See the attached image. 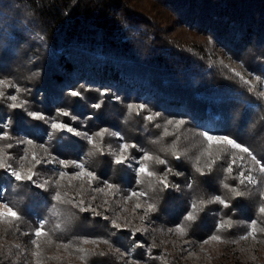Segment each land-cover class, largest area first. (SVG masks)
Masks as SVG:
<instances>
[{
    "label": "trees",
    "instance_id": "1",
    "mask_svg": "<svg viewBox=\"0 0 264 264\" xmlns=\"http://www.w3.org/2000/svg\"><path fill=\"white\" fill-rule=\"evenodd\" d=\"M182 24L203 40L183 42L168 34L167 26ZM217 48L240 60L258 82L245 83L224 65ZM0 78L14 80L26 102L11 109V101L0 98V119L9 114L12 129L23 130L35 141H43L49 131L48 122L29 115L35 111L92 135L106 129L103 139L94 137L103 155L82 134L55 132L46 141V149L62 157L84 154L82 160L101 177L120 186H137L129 170L114 165L107 152L117 146L115 132L153 156L148 161L150 171L160 170L157 157L167 161L180 191H167L153 177L148 181L144 177L141 188L155 205L150 214L155 217L154 231L147 232L146 239L158 242L167 226L183 223L184 237L199 241L219 235L227 248L254 219L255 240L264 247V214L258 211L264 200L256 188L241 185L234 173L225 171L231 149L209 146L199 135L234 138L264 162V97L258 92L264 80V0H0ZM71 90L81 96L72 97ZM101 91L107 95H100ZM97 102H102L99 109L92 107ZM129 105L142 106L143 111H129ZM58 109L69 111L70 116H59ZM149 115L151 122L145 119ZM169 119L184 123L177 129L167 124ZM9 149L17 152L14 145ZM44 153V149L37 151L39 156ZM197 161L203 176L196 170ZM211 161L215 163L209 171L206 165ZM35 169L53 177L41 165ZM188 181L191 187L186 186ZM0 184L5 186L8 204L20 216L5 225L0 264H20L11 239L18 237L19 227L34 230L39 216L46 219L44 230L49 234L39 259L49 264H68L49 257L57 240L96 238L112 244L123 240L105 222L56 201L57 191L63 201H72L61 186L32 190L4 177L3 169ZM224 184L238 187L245 195L233 198ZM216 195L230 207L198 204L195 219L183 221L193 202ZM222 221L229 223L217 231ZM49 238L51 244L46 242ZM93 254H84L92 264H119L108 254ZM220 264L244 263L226 250Z\"/></svg>",
    "mask_w": 264,
    "mask_h": 264
},
{
    "label": "rangeland",
    "instance_id": "2",
    "mask_svg": "<svg viewBox=\"0 0 264 264\" xmlns=\"http://www.w3.org/2000/svg\"><path fill=\"white\" fill-rule=\"evenodd\" d=\"M167 27L168 34L176 40L183 42H198L203 40L202 36L190 30L185 24L179 26L169 25ZM216 51H219V56L221 57V59H223L224 65H226L238 77L242 78L244 81H247V83L251 85L258 82L257 75L247 69L240 60L231 57L222 48H217ZM0 79L10 80L12 84L18 87L17 83L12 79ZM0 90L4 91L6 94L15 92V89L11 86L6 89L0 86ZM258 92L262 97H264V84L261 83ZM17 95L19 99L23 100V98L19 96V94ZM111 99L113 100V98ZM34 113L40 114V112L38 111H35ZM10 120L11 117L9 114H5L0 119V128H2L3 123H7L8 127L6 131L10 136L9 139L0 140V149L3 150V156H7V163L12 165L13 168L21 171L25 175H27L29 173V170L31 169L34 173V180L38 181L39 183H43L45 180H48V185H55L53 181L59 179L57 175L58 172L69 173V175L65 178L59 179V186H61L64 190V194L70 200L75 201L76 205H78L76 206L78 210H80V207H84L86 209L85 211L80 210L81 213L91 219H99L102 222H105L113 233L123 237V240H116L114 243L115 245L108 241L96 238L82 239L78 242L73 241V239L57 240L56 242H54L57 245L53 244L52 248L50 249L49 257H52L53 259H62L68 264H92L84 255L87 252H90L92 254L103 253L113 256L119 264H220L222 257L226 253V250H228L241 263L264 264V247L260 246V244H258V242L252 237H249L248 239H240L241 235L246 234L250 230L248 223L246 224L245 232L239 235L235 240L236 242L227 248H224L221 242L211 240L210 237L212 235L207 236L202 240L195 241L192 238L181 236L174 231H169V229L174 228V226L176 225L167 226L165 231L160 233L161 237L159 238L158 242L154 243L151 240L146 239V233H152L154 231L153 222L155 220V217L150 218L151 212H148V204L150 202L148 200L147 193L144 191V189L141 188V185H143V183L139 185L136 184L137 186L135 187H130L126 184L120 186L117 182H113L110 179L101 177L96 174L94 169L88 167L85 164V161L82 160V158H85V156L82 153L79 155L80 158L70 159L47 150V152L45 151L43 156H39L37 154V151H42L43 149L45 150V148H47V142H49L52 138L53 133L51 124L48 122L49 131L44 134V140L35 141L23 130H13ZM56 120L63 121L71 125V127L78 130L80 134L88 133L77 128L70 122H66L61 119ZM49 133H52V135H49ZM57 133L61 135L71 134L72 136H76L70 132ZM115 134H118L119 138ZM113 136L117 141V146L109 147L107 149V152L111 156V160L113 159V150L116 149L120 143L125 142L119 132H115ZM28 139H31L33 141L32 145L28 146L27 143H20V141H26ZM84 139L87 142V139ZM129 143L136 144L135 142ZM9 144L14 145L17 148V152L7 148L6 145ZM41 145H44V147H41ZM129 151L132 156H142L144 153H147L139 145L138 148H133ZM230 153H235L237 158L241 156L245 158L243 162L237 159V163H242L245 169V173L248 174L247 169L249 167H253L251 165L250 158L246 157V154L239 153L234 149H231ZM230 153L228 156L226 168L232 160V156L230 155ZM34 155L38 160L41 161V163L38 165L45 167L46 170H48V172L53 175V177H50L49 175H41L35 168H32V166L29 164V161L32 164L35 163V161H33L32 159ZM53 156L65 161H83L85 164V169L94 172L97 176V179L89 183L87 177L81 179L73 175L74 173L79 172V169L75 167L60 168L59 165L55 162L51 164L46 163V161L52 160ZM21 157H23V159H21ZM144 163L148 165V161ZM116 166H123L127 170H129V172L134 176V180L136 183L137 176L134 171L136 165L134 163H132L131 167L125 165ZM233 167V173L236 176V174L240 171V168H237L235 165ZM168 168H170L168 163L165 165L161 164V168L158 171L157 176L160 179H163V173H165ZM3 175L7 179L10 178V180L18 184L26 185L32 190L38 189L31 181H28L27 179L17 181L15 177L9 174L7 169H3ZM171 175L172 171L167 172V178L170 182V187L166 190L179 193V186L178 184H176V181L173 179V177H171ZM251 175L254 177L256 182L252 184L246 181L245 184L256 188L261 197V191H264V174H261L258 169H255L254 171H252ZM149 178L150 177L148 176L146 177L147 181ZM104 181L112 183L115 188L118 189V191H109L106 187H104ZM189 184L190 181L186 183V186H189ZM133 191L144 192L146 193V195L144 197H132L131 199H128L129 195ZM81 201H83V205L80 204ZM0 203L9 205L1 184ZM136 204H140L139 209L136 208ZM113 220H115L117 224V226L115 227L112 224ZM41 221H44L45 225L46 219L44 217H35V227L38 226ZM5 225L6 223L0 222V238L6 235L7 226ZM21 229L22 228L20 227L18 228V237H14L11 239L12 245L19 250V254L21 257L20 264H33V262L37 260V258L32 255V252L37 250L36 246L30 243V241L33 239L31 233L34 230L25 233L22 232ZM136 229H141V231L137 232ZM85 240L89 242L84 243L83 241ZM205 240H207L208 243H203V241ZM62 244H67L68 248H62ZM117 244L121 246L118 247ZM39 264H49V262L48 260H41L40 258Z\"/></svg>",
    "mask_w": 264,
    "mask_h": 264
},
{
    "label": "snow or ice",
    "instance_id": "3",
    "mask_svg": "<svg viewBox=\"0 0 264 264\" xmlns=\"http://www.w3.org/2000/svg\"><path fill=\"white\" fill-rule=\"evenodd\" d=\"M258 80H260V78H258ZM260 82L262 84H264V80H260ZM245 83H247V81H245ZM0 86H2L5 89L9 88L11 86L12 88L15 89V92L10 93V94H6L4 91L0 90V98L6 97L7 100L11 101V103H9L8 107H10L11 109H18V108L24 107V104L26 102L22 99H19L18 95H17L23 91L21 88L16 87L14 84H12V82L10 80H6V79H0ZM69 94L72 97L81 96V93L76 91V90H71ZM100 95L105 96V95H107V92L101 91ZM101 104H102V102H97V103L93 104L92 107L99 109L101 107ZM134 110L137 112V114H139L140 111H143V107L142 106L129 105V111H134ZM57 114L59 116H70V112L67 110L58 109ZM29 115L33 119L45 120L46 122H49L51 124L52 133L70 132V133H73L74 135H81L78 132V130L74 129L73 127H71V125H69L63 121H57L56 119H54L52 117H46L42 113L38 114V113L31 112V113H29ZM72 119L74 120L76 118L72 117ZM145 119H147L149 122H151L153 120V116H151V115L146 116ZM183 123H184L183 120L169 119L167 121L168 125L174 126L177 129H179L183 125ZM7 127H8L7 123L2 124V128H0V140H6V139L10 138L9 133L6 131ZM157 127H159V125H157ZM106 131H107L106 129L101 130V131H97L94 135L89 134V133H83L82 134L84 136V138L87 139L88 144L91 145L92 148H94L96 151H99L101 155L104 154L103 148L101 147V145L99 143H97L95 141L94 137H100L101 139H103ZM52 133H49V135H52ZM115 135L118 136V134H115ZM199 135L202 136L205 141H207L209 146H211L213 144L227 146L228 149L237 150L239 153H244V154H246V157L250 158L251 165L253 167H249L247 169L248 174H246L245 169L243 167V164L237 163V159H239L241 162H243L245 158L243 156L237 158L235 153H230V155L232 156V160H231V163L228 164L225 171L231 176L234 172V167H233L234 165L237 168H240V171L236 174V178L239 179V182L241 185H243L246 181L248 183H252V184H254L256 182L254 177L251 175L252 171H254L255 169H258V171L261 174H264V162L259 160L247 146L242 145L241 143L236 141L234 138L228 137L226 135H219L218 136V135H214V134H209L207 132H201V133H199ZM118 138H119V136H118ZM20 143H27L28 145H32L33 141L31 139H28L26 141H20ZM6 147L11 148L12 145L9 144V145H6ZM41 147H44V145H41ZM133 148H138V145H136L134 143H128V142L120 143L118 145V147L116 149H114L112 152V157H113L112 163H114L115 165H125L128 167H131L132 163H134L136 165V167L134 168V171H135L136 176H137L136 184L139 185V184L143 183L144 177L148 176V177H153L154 179H156V181L159 184H162L163 189H168L170 187V182L168 181V178H167V172H171L173 170L171 168H168L167 171L165 173H163V179H160L157 176V174L150 171L148 168V165L146 163H144L146 161H152L153 156L149 155L148 153H144L142 156H132L129 150L133 149ZM45 151L47 152L46 148H45ZM2 153H3V150L0 149V169H7L9 174L11 176L15 177V179L17 181H21L24 179L31 181L34 184V186L38 189L45 190L48 187V184H49L48 180H45L43 183H39L38 181L33 179L34 173L32 172L31 169L29 170V173L27 175L23 174L21 171L16 170L15 168L12 167V165L7 163V159H8L7 156H3ZM173 155L175 156V158L177 160L180 159V155L178 153L173 152ZM21 159H23V157H21ZM32 159H33V161H35V163L32 165V168H35L36 165L41 163V161L38 160L35 155L32 157ZM130 159H131V162H130ZM217 159H219V157H217ZM156 161L162 165L167 164V162L165 160L159 159L158 157L156 158ZM53 162L58 164L60 168L75 167V168L79 169V172L74 173L73 175H75L76 177L81 178V179H83L84 177H87L89 183H91L92 181L97 179V176L94 172L85 169V164L83 161H65V160L59 159L55 156H53L52 160L46 161V163H49V164H51ZM213 163H215V161H211L206 165L209 171H211ZM196 170L200 173V175H202V176L205 175L204 170L201 167H199L198 161H197V169ZM176 174L179 175L180 173H176ZM57 175H58L59 179H63L66 176H68L69 173L58 172ZM59 179L53 181V183L57 186V188H59ZM103 184H104V187H106L109 191H113V190L118 191V189H116L115 186L108 181H104ZM223 186L225 188H227L233 194V198H239V197H242L245 195V193L243 191L239 190V188L236 186H230L228 184H224ZM189 187H191V185H189ZM145 195H146V193H144V192L133 191L129 195L128 199H131L132 197H144ZM54 199L58 202H61V203H70L74 207L78 206V205H76L75 201H63L59 191L56 192ZM261 199H264V191H261ZM209 203H218V204L222 205L224 208L230 207L229 203H227L219 195H216L214 197H209L207 200L201 199L198 201V203L193 202L191 204L192 210L185 214V216L183 217V221H193L195 219V217L193 215V211H195L197 209L198 204L199 205H206ZM80 204L83 205V201H81ZM136 208L139 209L140 204H136ZM80 210L85 211L86 209L84 207H80ZM153 211H155V205L153 203H149L148 204V212H153ZM258 211L261 214H264V206H261L258 209ZM19 219H20L19 213L12 206L0 203V222L12 225V224H14V222L18 221ZM228 223H229L228 221H222L221 224L218 226L217 231H219V228H222L225 224H228ZM112 224L114 227L117 226L115 220L112 221ZM248 225H249L250 230L246 234L241 235L240 239H248L249 237H252L253 239L256 238L257 221L253 219V220L248 222ZM136 231L139 232V231H141V229H136ZM169 231H174V232L180 234L181 236H184L186 234L185 225L183 223L174 226V228L169 229ZM261 231H264V229H261ZM31 235H32L33 239L30 241V243L35 245L36 249H37L36 251L32 252V255L37 258V260L34 261L33 264H39V257L41 255L39 249L41 248V244L43 242H45L44 238L48 237V235H49L44 230V221H41L39 223V225L31 233ZM210 239L213 241H216V242L221 241V237L219 235H215V234H213L210 237ZM46 242L48 244L52 243L50 238L47 239ZM83 242L88 243L89 241L85 240ZM235 242L236 241H232V243H235ZM203 243H208V241L205 240V241H203ZM61 247L64 249H67L68 245L62 244ZM100 255H103V253H101Z\"/></svg>",
    "mask_w": 264,
    "mask_h": 264
},
{
    "label": "built area",
    "instance_id": "4",
    "mask_svg": "<svg viewBox=\"0 0 264 264\" xmlns=\"http://www.w3.org/2000/svg\"><path fill=\"white\" fill-rule=\"evenodd\" d=\"M1 186L3 187V192L5 191V186L3 185V184H1ZM37 227V226H36ZM22 230V232H25V233H28V232H26L25 230H23V229H21Z\"/></svg>",
    "mask_w": 264,
    "mask_h": 264
}]
</instances>
